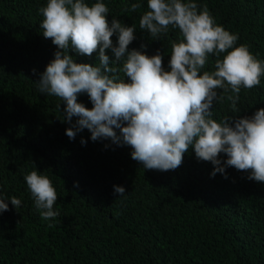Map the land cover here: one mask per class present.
Returning <instances> with one entry per match:
<instances>
[{
    "label": "trees",
    "instance_id": "1",
    "mask_svg": "<svg viewBox=\"0 0 264 264\" xmlns=\"http://www.w3.org/2000/svg\"><path fill=\"white\" fill-rule=\"evenodd\" d=\"M135 2L106 0L108 20L135 24L129 49L144 44L148 55L159 50L166 67L178 30L153 40L139 28L147 2L127 10ZM45 3L0 0V185L22 200L18 210L9 201V210L0 214V264H264V182L234 167L226 168L227 178L213 177L214 166L198 160L192 149L177 169L159 171L143 169L131 158L130 146L93 142L87 129L69 139L64 105L58 108L59 99L40 94L34 84L57 50L39 26L38 9ZM197 3L239 33L238 44L264 59V0ZM111 39L116 42L115 34ZM69 54L77 63L98 62L96 53ZM107 54L112 57L110 50ZM214 61L211 57L206 68ZM239 97V111L225 99L213 105L214 118L251 116L264 108V78ZM78 101L92 107L87 94ZM34 169L48 175L57 190L60 216L52 226L35 210L23 179ZM114 185L125 187V196L114 194Z\"/></svg>",
    "mask_w": 264,
    "mask_h": 264
},
{
    "label": "clouds",
    "instance_id": "2",
    "mask_svg": "<svg viewBox=\"0 0 264 264\" xmlns=\"http://www.w3.org/2000/svg\"><path fill=\"white\" fill-rule=\"evenodd\" d=\"M123 2L127 5L129 0ZM146 2L141 30L153 40L178 30L166 67L159 50L148 55L144 44L129 49L136 25L114 16L109 22L106 0H46L38 9L42 35L51 38L57 50L34 84L40 94L58 98V108L64 105L62 121L70 125L65 134L72 140L87 129L93 142L111 139L130 146L131 158L143 169L175 170L192 149L198 160L214 166L213 177L220 173L227 178L226 168L234 167L247 172V179L264 182V108L251 116L225 115L219 120L213 108L227 99L232 111H239L241 90L262 83L264 59L247 44H238L239 33L217 23L206 4ZM142 6L143 0H136L127 10L135 12ZM70 50L77 55L96 53L98 62L77 63ZM211 57L215 61L207 69ZM81 94H87L91 108L78 101ZM86 143L82 137L81 144ZM221 153L226 159L220 158ZM23 179L35 210L52 226L60 216L54 207L58 194L53 180L35 169ZM113 189L125 196V187ZM9 201L16 210L21 207L22 200L9 197L0 185V214L9 210Z\"/></svg>",
    "mask_w": 264,
    "mask_h": 264
}]
</instances>
